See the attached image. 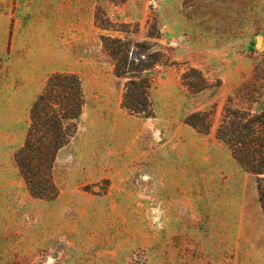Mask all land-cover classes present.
Returning a JSON list of instances; mask_svg holds the SVG:
<instances>
[{"label": "rangeland", "instance_id": "1", "mask_svg": "<svg viewBox=\"0 0 264 264\" xmlns=\"http://www.w3.org/2000/svg\"><path fill=\"white\" fill-rule=\"evenodd\" d=\"M102 36L160 52L152 117L122 107ZM54 72L80 77L84 104L45 200L14 154ZM226 106L264 110V0H0V264H264L255 176L216 137Z\"/></svg>", "mask_w": 264, "mask_h": 264}, {"label": "trees", "instance_id": "2", "mask_svg": "<svg viewBox=\"0 0 264 264\" xmlns=\"http://www.w3.org/2000/svg\"><path fill=\"white\" fill-rule=\"evenodd\" d=\"M102 44L114 60V74L125 78L122 107L131 114L153 116L149 99L150 71L160 61V52L148 42H133L120 37L102 36ZM137 48L138 51L133 49ZM132 49V50H131ZM128 53L133 58L128 59ZM143 55L145 59H141ZM135 59L138 61L135 62ZM184 77L196 81L188 87L200 91L206 81L200 71L190 68ZM84 94L80 77L72 72H54L46 80L29 110V125L23 144L14 154V161L28 192L36 198H55L52 167L57 153L73 138L82 113ZM200 115L202 117H200ZM212 112L192 113L185 123L205 134L210 127ZM216 137L230 149L239 166L255 176L257 200L264 220V110L256 113L226 106Z\"/></svg>", "mask_w": 264, "mask_h": 264}, {"label": "water", "instance_id": "3", "mask_svg": "<svg viewBox=\"0 0 264 264\" xmlns=\"http://www.w3.org/2000/svg\"><path fill=\"white\" fill-rule=\"evenodd\" d=\"M261 41V36H257L256 37V46H258L260 44Z\"/></svg>", "mask_w": 264, "mask_h": 264}]
</instances>
